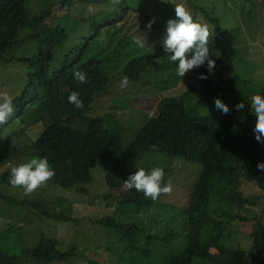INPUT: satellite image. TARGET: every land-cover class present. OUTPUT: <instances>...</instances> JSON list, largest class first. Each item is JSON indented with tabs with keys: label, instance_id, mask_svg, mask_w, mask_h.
Here are the masks:
<instances>
[{
	"label": "trees",
	"instance_id": "trees-1",
	"mask_svg": "<svg viewBox=\"0 0 264 264\" xmlns=\"http://www.w3.org/2000/svg\"><path fill=\"white\" fill-rule=\"evenodd\" d=\"M80 1L97 6L100 13L94 17L80 15ZM231 1L0 0V61H13L14 56L6 57L8 52L35 40L49 50L47 53L35 50L32 57H18L39 71V75L31 72L30 78L32 97L41 102L42 112L21 122L29 126V121L34 120L43 129L33 141L22 132L12 133L27 137L22 148L28 158L46 157L53 169L50 178L54 183L82 194L88 193L87 184L93 180L92 168L99 165L108 190L105 198L119 206L140 210L131 220H118L113 215L92 219L121 236L103 237L106 244L87 248L80 255L75 245L65 250L60 238L42 237L33 247L21 250L19 256L0 247V264H20L18 258L24 252L30 254L36 264H81V260L86 261L83 264H264V171L256 167L258 161L264 160V143L255 139L256 117L247 105L230 114H203L207 112L197 102L201 85L206 93H214L208 79L199 78L200 73L210 75L203 65L196 68L195 78L193 74L185 77L187 85L181 84L180 91L171 90L176 85L168 86L167 82L177 78L175 63L161 52L163 47L159 40L166 21L175 17L174 3H178L196 20L208 25L209 52L220 49L216 64L222 72L236 73L247 60L253 65L258 63L251 62L249 55L241 51L244 47L248 50L253 41L264 45V0H237L248 8L247 19L255 23L248 25L250 30L242 28L237 20L229 21L235 31L226 27L230 24H222L223 14L219 12ZM54 7L55 12L60 8L68 17L77 15L78 30L71 31L62 25L50 27ZM153 19L151 28H147L148 21ZM95 26L98 27L90 33L89 29ZM81 29L85 34L79 32ZM137 38L143 40L142 48L135 45ZM242 39L248 40L247 46ZM153 43L157 45L150 46L152 51L146 45ZM237 61L242 66L235 68ZM74 70H83L87 83L81 85L74 81ZM262 70L258 69L257 73ZM123 77L152 95L157 94L153 91L155 88L162 92L153 100H147L153 109L129 144L124 142L128 132L121 123L107 116L90 114L96 94H109V87L116 79L118 88L121 87ZM240 82L247 88V80ZM225 84L221 88L227 92L231 88ZM72 91L79 92L82 108L68 102L67 96ZM242 94L248 96L245 90ZM27 95L28 90H25L21 98H14L13 105L22 99L26 106ZM114 107L121 109V115L127 113L131 121L134 120L129 106ZM36 112L30 114L34 116ZM12 139V136L0 135V160L18 153L11 149ZM149 153L202 165L190 189L187 207L173 204L171 199L165 200L169 193L153 201L142 192L124 188V179L135 170L134 162ZM8 175L7 170L1 172L0 181L9 183ZM114 191L121 195L117 196ZM0 197L8 199L4 195ZM34 207L57 222L79 224L77 217L50 212L42 202L35 203ZM173 217L177 220L183 217L181 222L178 220V226L171 225ZM244 222L251 223L247 233L240 230Z\"/></svg>",
	"mask_w": 264,
	"mask_h": 264
},
{
	"label": "rangeland",
	"instance_id": "rangeland-1",
	"mask_svg": "<svg viewBox=\"0 0 264 264\" xmlns=\"http://www.w3.org/2000/svg\"><path fill=\"white\" fill-rule=\"evenodd\" d=\"M239 3H237V0H233L229 2L228 6L225 4L221 7L222 4L220 5L221 8L219 12L223 14L222 24L225 26L226 24H230L226 27H231V29L235 31L229 21L237 20L240 26L243 25L242 28H249L251 30L248 25L255 23V21L253 19L250 21L247 19L246 14L249 10L248 8L246 9L242 7V3ZM80 4L81 9H79V11L82 10L80 15L94 17L100 13L97 6H92L90 3L83 1H80ZM229 6L231 8H228ZM71 10L75 12V10ZM52 13L53 15L49 19L51 20L50 27L55 28L56 25H62L64 28L71 31L78 30L76 29L78 25L77 15H71V17H68L66 16V12L60 10V8H58L57 12H55V7L53 8ZM91 21H94V19H91ZM46 22L49 21L46 20ZM96 27L98 26L91 27L89 32L91 33L94 31ZM259 27L261 28L262 25L259 24ZM79 32L81 34H85L86 31L81 29ZM159 40L161 39L159 38ZM247 41V39H242L245 46H247ZM151 45L156 47L157 43L146 45L153 51V48L150 47ZM244 48L245 49L241 51L242 54H248L251 58V62L255 61L258 63L253 65L249 62V60H247V62L242 66L241 62L237 61L235 63V68L242 67L241 70L236 73L230 71L222 72L216 64L213 71L210 73V75L214 77L215 85L225 86L226 82L231 89L226 92L225 96H222L219 92H215L210 96H205L203 109H205L207 113L203 114H213L210 112L220 113L219 110H214L216 109L214 107V100L216 97H220L225 103L230 93H232V99L236 98L235 94H239L237 96V100L246 102L247 99L242 94L243 90L246 88L240 80L248 81L247 90L250 91L260 83H263L264 79L261 77H264V45L259 41H253V44L249 45L248 50L246 47ZM63 49L64 48H62V50ZM35 50L38 52H49L45 46H41L35 40L33 42L21 44L15 47L12 51L8 52L6 57L14 56L15 59L13 61H0V93L7 94L12 98L13 102L14 98H21L23 92L28 90L27 105H23L24 101L22 99L16 100L13 113L3 124H0L1 137L9 138L12 136L13 142L11 149L18 152L17 154L13 153L3 157L0 160V173L4 170L9 171L12 166L26 162L30 159L28 158L27 151L22 148L24 140L27 139L24 135H29L33 141L35 135L43 129L41 125L38 126L37 123H34V120L29 121V126L21 122L22 119L30 120L42 112V107L40 105L41 102L38 98L32 97L33 90L30 78L31 72L35 75H39V71L35 68H31L28 63L18 59L19 56L32 57ZM163 51L164 50L161 49V52ZM219 53L220 49L216 48V50H212L210 52V55L213 58H216ZM161 59L162 57H160L158 61L160 62ZM260 68L263 70L260 71V73H257V70ZM188 75L189 73H186L185 77ZM182 78L183 77L180 78L177 76L175 79V77H173L172 80L167 82V85H176L174 88L172 87L171 90L180 91L181 84H183L184 87L187 85V81H182ZM172 82L177 83L173 84ZM118 86L120 85L116 79L112 82L111 87H109L111 90L109 94H105V92L97 93L90 114L101 115L103 117L107 116L108 118L121 123L123 129L125 128L128 132L124 137V142L125 144H129L139 131L140 127L147 121V117L153 109V107L148 104L147 100H153V98L160 96L162 92H160V88H155L153 91H157V94L152 95L149 91L141 89L142 86L140 87L138 84L130 82H128L126 87L121 86L118 88ZM115 96L118 97L115 98ZM232 103L236 104L235 100H232ZM122 104L125 105L126 108L129 106L128 109H131L130 114L134 119L133 121H131V118L127 115V113L121 115V109H116V107H114V105L119 106ZM33 111H37L34 116L30 114ZM18 112H22V114L18 115ZM15 131L22 132L24 135L20 138L17 136L18 134H12L15 133ZM30 142L31 140L28 141L29 144ZM19 145H21V147H19ZM14 146H16L15 149ZM8 149H10V147H8ZM188 165L197 169L198 173L194 177L196 181L202 171V166L199 163L187 162L172 156L157 153L143 155L140 159L134 162V168L143 167L145 170L152 167L163 168V180L172 186L171 192L164 199L168 201L171 199L172 201L179 203L185 202L184 194L181 188L187 187L190 189L193 184V175L191 174V170L188 168ZM92 175L93 180L87 184V194H82L73 188H63L55 184L51 178H49L32 193L27 195L24 194L22 188L13 187L7 182L5 183L0 181V195H4L9 199L0 197V247L6 249L10 254L19 256L21 250L33 247L42 237H57L60 238L61 246L65 250L70 248L71 245H75L76 252L80 255L87 248H94L93 246L98 244H106L107 242L106 240L104 241V238L108 239L110 234L113 235V237L121 236L115 230L114 233L110 231V228L104 227L103 225H97L92 221V219L113 215L118 220H126L131 217H135L138 214V211L140 213V210L138 209L135 211L134 207L119 206L114 200L105 198L104 195L108 193V190L105 186L106 181L104 171L101 166H93ZM250 188L253 190L252 187ZM113 193L117 196L121 195L119 191H114ZM21 201L24 202L21 203ZM38 202L44 203L46 205V209L50 212L55 213V211H58L71 217H77L79 219V224L77 226L69 225V223L63 224L55 221V219L43 216L41 211L34 207V204ZM261 212H263V210L259 212V215ZM240 227V230L247 233L250 230L251 223L244 222L240 225ZM8 228L10 229V232L6 234V230ZM234 236L237 239V236ZM243 238L245 239L244 236ZM18 259L20 264H36L31 255L27 252L22 253ZM80 263L83 264L86 263V261L81 260Z\"/></svg>",
	"mask_w": 264,
	"mask_h": 264
},
{
	"label": "clouds",
	"instance_id": "clouds-1",
	"mask_svg": "<svg viewBox=\"0 0 264 264\" xmlns=\"http://www.w3.org/2000/svg\"><path fill=\"white\" fill-rule=\"evenodd\" d=\"M164 2H173V0H164ZM175 4V17L166 21L164 33L161 37V43L167 59L170 62L175 63V73L178 77H183L182 81H185L186 73H189L187 78H190L191 74L195 78L198 74L197 69L200 66H205L206 71L211 73L216 65V58L211 57L208 47L209 40V28L207 24H203L196 20L192 14L186 10L182 4ZM153 20H149L146 27L151 28ZM134 43L137 47H143L144 42L142 39H135ZM217 57V56H216ZM192 69V70H191ZM72 78L78 84L87 83L88 77L83 70H74ZM199 78L201 81H208L212 84V88L215 92H219L222 96L226 95L219 85H215L214 77L205 73H200ZM264 79V77H261ZM210 79V80H209ZM188 80V79H186ZM181 81V82H182ZM197 82L199 80H196ZM122 87L128 85L127 77H123L120 81ZM200 83V82H199ZM200 92L197 95V102L202 105L205 104V96H210L214 93H206V88L201 85ZM248 96L246 102L232 99L229 94L228 99L224 103L220 97H216L214 100V107L220 111V113L230 114L232 110H241L244 105H247L249 111L256 117L254 126V134L257 142L264 143V81L261 86L257 85L253 90H247ZM80 94L77 91H72L68 94L67 100L75 108H82L83 101L79 98ZM235 100L236 104L232 103ZM14 111V105L12 98L5 93H0V124H3ZM202 166V165H201ZM256 167L258 170L264 171V160L257 162ZM191 174L193 175V184L195 176L198 171L196 168L190 167ZM53 175V169L50 167L48 159L43 156H32L26 162L19 163L12 166L9 169L8 182L13 187L22 188L25 195L32 193L39 186L44 184ZM164 170L161 167H152L145 170L143 167L135 168L126 179L123 181L125 189H134L137 192H142L147 198L156 201L162 194L170 193L172 190L171 184L163 180ZM191 186V190L193 187ZM184 194V203L170 201L181 207H187L191 199V190L187 187L181 188ZM183 217H179L181 222ZM174 222L171 225L178 226L177 218L173 217ZM181 238V237H179Z\"/></svg>",
	"mask_w": 264,
	"mask_h": 264
}]
</instances>
